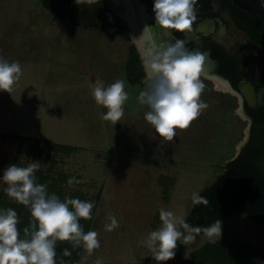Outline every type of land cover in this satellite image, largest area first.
<instances>
[{"label": "rangeland", "instance_id": "rangeland-1", "mask_svg": "<svg viewBox=\"0 0 264 264\" xmlns=\"http://www.w3.org/2000/svg\"><path fill=\"white\" fill-rule=\"evenodd\" d=\"M39 1L0 0V57L18 61L22 69L11 93L0 91V134L79 147L51 154L54 163L51 157L41 165L25 159L55 178H66V192L82 190L89 202L98 199L90 231L99 234L100 247L91 255L83 248L79 264L97 259L102 264H157L142 241L160 227V208L186 218L192 193L210 185L235 156L248 122L236 113L232 94L202 75L201 99L209 107L186 130L176 129L173 141L162 139L144 119L149 109L138 102L140 87L126 78L129 48H135L132 39L115 30L76 25ZM102 1L112 21L119 22L124 6ZM117 79L125 81L128 100L124 116L114 125L102 119L107 109L91 93L97 83L107 87ZM15 147L12 140L0 139V189ZM109 215L119 222L111 232L105 230ZM223 238L264 247V223L236 213L222 220V236L216 239ZM207 241L204 235L197 237L183 248L184 254L178 241L175 258L161 264H182L183 255Z\"/></svg>", "mask_w": 264, "mask_h": 264}, {"label": "clouds", "instance_id": "clouds-1", "mask_svg": "<svg viewBox=\"0 0 264 264\" xmlns=\"http://www.w3.org/2000/svg\"><path fill=\"white\" fill-rule=\"evenodd\" d=\"M75 2L93 4L97 0ZM196 4L197 0H154L155 25L165 30L191 32L197 19ZM150 27L145 26L141 36ZM142 59L146 87L139 93L138 102L149 109L144 119L162 139L171 142L176 137V129L186 130L209 107L201 99L205 88L201 79L205 54L189 51L185 41L176 40L159 46L151 43ZM21 73L18 61L8 62L0 57V91L11 93ZM91 94L97 105L107 109L103 120L114 125L121 121L128 100L124 80L117 79L107 87L102 82L97 83ZM38 169L39 164L31 163L27 167L12 164L4 170L2 180L8 185L7 195L29 207L32 221L30 227L23 229L24 238H21L17 212L12 208L0 209V264H56L57 241L71 242L73 247L82 245L89 255L100 247L99 234L85 232L80 224L81 219H92L94 202L70 197L62 201L56 194H49L46 185L37 183L35 172ZM72 184L73 180L69 179L68 185ZM208 203L200 192L192 193L194 206ZM106 219L110 221L105 224L106 231L119 227L115 216L109 215ZM159 219L160 227L142 241L157 264L175 258L178 241L189 246L201 233L212 243L222 236L219 219L207 227H193L183 215L164 208L159 210ZM63 255L71 256V252L64 249ZM95 264L102 261L97 259Z\"/></svg>", "mask_w": 264, "mask_h": 264}, {"label": "trees", "instance_id": "trees-1", "mask_svg": "<svg viewBox=\"0 0 264 264\" xmlns=\"http://www.w3.org/2000/svg\"><path fill=\"white\" fill-rule=\"evenodd\" d=\"M74 2L75 0H40L39 5L76 25H84L101 31L115 30L124 39H129L120 23L112 21L111 13L104 1L99 0L81 7L74 5ZM136 57L133 47L131 56L125 63V74L131 85L140 87V91L137 92L139 94L145 89L146 84L142 82L145 74L137 65ZM0 139L12 140L16 145L14 153L8 159L10 161L8 167L12 164L27 167L25 159H33L41 165L48 163L53 153L72 152L79 148L29 136L0 134ZM258 141L261 143V148L260 146L253 148L246 146L236 158L222 166V172L200 192V195L206 197L209 203L197 206L192 204L185 218L187 223L193 227H207L218 219L222 221L236 213H246L251 219L264 223V149H262L264 137L260 135ZM51 158L53 161V157ZM35 176L37 183L46 185L48 193L56 194L62 201L65 197L88 201L82 190H69L68 192L64 190V185L67 183L66 178H55L40 168L35 172ZM7 187L8 185L3 182L0 189V209L12 208L17 212L18 229L21 238H24L23 229L30 227L32 221L30 209L10 198L5 191ZM97 203L98 199L94 202L92 219L80 220L85 232L91 230ZM202 235L203 233L197 237ZM184 247L185 245L181 244V254H184ZM64 249H68L71 256H64ZM82 250V245L74 248L68 241H57L56 264H62V262L63 264H79ZM181 261L182 264H264V247L236 239H216L215 243L207 241L188 256L183 255Z\"/></svg>", "mask_w": 264, "mask_h": 264}, {"label": "flooded vegetation", "instance_id": "flooded-vegetation-1", "mask_svg": "<svg viewBox=\"0 0 264 264\" xmlns=\"http://www.w3.org/2000/svg\"><path fill=\"white\" fill-rule=\"evenodd\" d=\"M130 1L135 8V23L139 31L143 33L145 26H151L142 36L143 49H148L151 43L159 46L176 40L185 41L189 51L205 54L203 68L211 70V73L204 75L212 79L217 88L232 94L235 111L247 120L248 127L245 141L230 160L246 146L261 148L258 138L260 135L264 137V19L232 0H197L193 30L179 32L155 25L154 0ZM120 3L125 8L123 18L119 20L120 26L125 29L128 40L132 39L137 65L145 74L142 59L145 54L132 36L126 5L123 0ZM261 3L264 5L262 0ZM132 50L130 47L128 57ZM144 80L145 75L142 82Z\"/></svg>", "mask_w": 264, "mask_h": 264}, {"label": "bare ground", "instance_id": "bare-ground-1", "mask_svg": "<svg viewBox=\"0 0 264 264\" xmlns=\"http://www.w3.org/2000/svg\"><path fill=\"white\" fill-rule=\"evenodd\" d=\"M115 1L120 2V0H115ZM123 2L126 5L127 17L129 19V22L132 25V36L134 37L135 41L137 42L138 46L140 47V50L144 54H146V50L147 49L146 50L143 49V39H142V36H141L142 33L139 31V29L137 28L136 23H135V8H134V6H133V4H132V2L130 0H123Z\"/></svg>", "mask_w": 264, "mask_h": 264}, {"label": "water", "instance_id": "water-1", "mask_svg": "<svg viewBox=\"0 0 264 264\" xmlns=\"http://www.w3.org/2000/svg\"><path fill=\"white\" fill-rule=\"evenodd\" d=\"M232 1L238 4L243 9L250 11L253 14L264 19V5L261 3V0H232ZM203 70L205 74L210 75L211 70H207L205 68H203Z\"/></svg>", "mask_w": 264, "mask_h": 264}]
</instances>
